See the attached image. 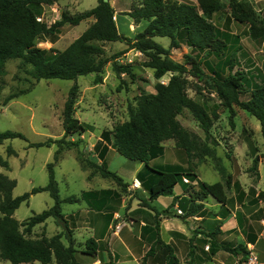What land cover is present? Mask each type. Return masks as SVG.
<instances>
[{
    "label": "trees",
    "instance_id": "obj_1",
    "mask_svg": "<svg viewBox=\"0 0 264 264\" xmlns=\"http://www.w3.org/2000/svg\"><path fill=\"white\" fill-rule=\"evenodd\" d=\"M59 0H0V76L6 74V62L9 59H21L23 63L31 65L29 71L32 78L37 81L42 79L61 78L77 80L79 76L96 73V82L102 81V72L110 58L105 56L103 42L125 41L128 48H134L148 57L147 66L154 70V76L160 79L168 72L174 73L165 83H155V92L141 90L136 97V104L129 106L128 119L115 123L112 129H106L101 134V139L95 144L94 152L101 148L97 159H89L80 152L78 160L83 170L91 169L89 178L97 173L104 178L115 181L120 189H102L83 191L82 197L89 203L92 209L104 212L102 215L109 225L115 211L122 204V192L128 190L129 182L125 181L116 171L111 170L105 161V155L109 146L114 147L126 158L144 162V167L137 174V179L147 190L148 198L143 202L155 211L156 217V241L167 251V264H179L180 260L170 244H166L159 234V216L169 214V209L159 211L151 201L161 196H173L175 186L184 179L198 180V173L189 166L169 164L166 168H158L150 165V160L164 155V142L175 139L178 147L183 148L189 158L196 155L200 159L208 155L214 157L217 169L223 179L215 183L198 180V188L190 191V201L184 217L195 215L205 206L204 200L215 198L222 205H228L230 198L226 187L229 189L234 182V176L228 172L218 157L214 148L206 142H200L196 134L185 129L179 120V115L188 109L198 120L205 133V138L212 137L211 128L214 120L219 118L217 110L210 112L207 107L192 98L188 89L190 81L188 76H194L199 81H204L217 92L231 114V122L236 114L235 105H238L255 116L261 123L264 136V81L251 86V81L244 70L233 71L235 55L229 60L220 59L212 64L208 59L202 60L194 54H185L184 61L179 62L171 58V48H179L182 44L191 47L192 50L204 52L206 56L214 55L220 58L227 50L228 43L223 37L222 30L211 20L214 12L224 9L225 4L221 0H198L197 3L183 0H140L139 4H133L127 12L134 20L147 21L145 29L131 39L122 35L117 27L115 9L111 1L98 0V4L91 9L71 13L64 10L60 19L53 23L40 17V9ZM232 16L240 22L250 23V35L254 39L264 37V25L258 20L252 3L245 0H231ZM93 18L89 27L65 49L42 48L38 46V40L45 36L55 42L62 32V28L68 24L77 26L83 20ZM155 37H169L170 47L155 40ZM121 53L113 55L117 58ZM206 64L210 72L203 67ZM114 70L121 76L126 73L132 79H136L130 64L113 63ZM195 88L196 91H199ZM249 92L247 99H242V94ZM13 93L7 97L10 100L16 97ZM79 97V85L75 83L69 91L63 109L64 135L59 139L49 138L44 142L31 143L30 146H51L57 143L58 148L54 153V161L47 164L49 170V182L45 186L34 187L30 192L19 196H13L17 180L0 172V258L11 261L13 264L30 263L40 261L43 264H80L77 259L74 229L63 212V202H77L79 197L73 195L66 198L60 196L58 181L55 176V164L62 158L64 147L78 146L80 138L76 141L68 139L75 134L81 135L86 131L87 125L75 116L76 104ZM26 138L23 133L13 130H0V146L9 138ZM9 154H16L13 147L8 148ZM264 158V153L262 154ZM98 158L102 159L101 162ZM258 159H255L257 164ZM0 163L9 167V162L0 155ZM191 163V162H190ZM148 176H143L144 173ZM238 182V181H237ZM241 188L240 183H237ZM190 187V186H189ZM194 188L191 186V189ZM49 191L54 198V204L40 213H35L26 220L20 221L14 215L23 202H28L31 194ZM242 196L245 191H241ZM177 198V197H175ZM115 199L116 207L110 205V210L105 209L109 201ZM173 202L170 207H173ZM53 218L57 225L63 226V230L48 237L45 234L37 238L29 237L36 225L46 223ZM218 228H220L218 226ZM215 232L210 231L209 236L214 237ZM68 240V245L63 238ZM98 241L89 238L86 241V255H96L99 250ZM223 249L234 252L239 249L248 252L246 245L232 247L223 244ZM156 250L153 244L146 256H150ZM109 261L100 264H116L111 252H108ZM145 256V257H146Z\"/></svg>",
    "mask_w": 264,
    "mask_h": 264
},
{
    "label": "rangeland",
    "instance_id": "obj_2",
    "mask_svg": "<svg viewBox=\"0 0 264 264\" xmlns=\"http://www.w3.org/2000/svg\"><path fill=\"white\" fill-rule=\"evenodd\" d=\"M188 1L197 3L198 0ZM221 1L225 4L224 9L214 12L211 20L222 30L223 37L228 43L226 52L220 58L214 55L206 56L204 52L192 50L190 46L182 44L179 48H171V58L183 62L185 54H194L202 60L208 59L212 64H216L220 59L222 61L229 60L235 55L233 71L244 70L251 81V86L254 87L264 81V37L254 39L250 35V23L240 22L232 16L231 0ZM245 1L252 3L258 20L264 25V1L259 3L252 0ZM132 2L133 0H117L115 3V9L118 10L115 13L118 30L122 35L131 39L143 31L147 25V21H136L124 11L130 8ZM139 2L140 0H134L135 4H139ZM97 4L98 0H80V3L70 10L67 6L61 7V9L69 10L75 14L91 9ZM56 7V3L43 6L40 9V17L50 24L53 23L54 20L58 19ZM92 19L83 20L77 26L66 24L58 36L57 43L49 41L50 38L43 36L38 40V46L46 49L63 50L75 40V36H80L88 28V23L93 22ZM155 40L167 48L170 47L171 39L169 37H155ZM102 45L105 48V56L109 57L110 61L104 67L101 82H96V73L79 76L77 80L51 78L37 81L29 73L32 68L31 65L23 63L21 59H9L6 62V74L0 76V130L18 131L26 137L6 139L0 146V155L9 162V167L0 163V172L17 180L13 196L22 195L30 192L34 187L48 184L49 170L47 164L54 161V153L58 144L52 143L51 146L39 147L30 146V144L44 142L49 138L59 139L63 137V109L70 88L75 83L79 85L75 116L84 122L88 129L81 135L75 134L68 137L74 141L80 138L79 145L64 147L61 161L55 164L54 170L59 184L60 196L62 198L73 195L80 197L83 191L96 189L99 186L120 189L115 181L104 178L99 173L96 174L97 179L89 180L88 175L91 169L83 170L78 156L80 152H83L85 157L97 159L94 150H92L96 138L101 136L104 130L112 129L115 123L128 119L129 106L136 104V97L142 89L147 92H155V83L158 81L168 82L174 73L168 72L160 79L155 78L154 70L147 66L148 57L137 49L128 48L125 41L103 42ZM117 53L121 54L114 59L113 55ZM114 61L120 64H130L136 79H132L126 73L119 76L114 70ZM203 67L206 72H210L206 64H203ZM188 78L191 87L188 89L189 95L204 104L210 112L217 110L219 118L214 120L211 128L212 137L209 139L205 138V133L198 120L188 109L179 115V120L185 129L200 138V142H206L209 147L215 149L216 156L227 167L228 172L233 174L234 182L236 181V184H233L230 189L226 187L227 195L230 198L228 205H222L212 197L204 200L205 205L213 212L212 217L207 218L209 228L215 229L217 223L221 221L219 220L221 217L227 222L239 220L241 222L240 230L228 238L220 236V239H232L234 245H238L246 244L252 235H256L259 241L254 244L255 250L260 258H264V158L262 157L264 136L261 123L248 111L235 105L236 114L232 119L234 122L232 124L230 111L222 105L217 92L194 76H188ZM198 86L200 87L199 91H196L195 88ZM13 93L17 96L7 100V97ZM249 95V92L243 93L242 99H247ZM164 145V155L151 159L150 165L158 168H166L169 164L181 165L184 168L192 166L198 173V180L201 179L208 183L224 181L217 169L216 161L211 155L203 159L196 155L189 158L187 152L177 146L175 139L166 140ZM10 146L15 149L16 154H9L8 148ZM256 158L258 159L257 164L255 163ZM106 160L109 168L116 171L130 185L127 191L122 192V204L118 212L115 213L116 217L112 222V229H110L106 240H100L96 255L82 253L83 250H86L88 238H100L97 231L93 235V230L88 227L91 225L86 222L91 219L92 214L83 211L81 212L82 215L79 216L80 219L76 218L77 224L73 225V228L77 259L80 264H100L101 261L105 263L109 261L108 252H111L114 259L120 257L119 264H142L143 255L152 244V240L146 241L141 237L142 220L149 218L153 223L154 217L145 208L146 204L143 202L144 199L148 198L147 190L142 185L140 188H131V184L137 175L136 170H138L139 165L145 166L144 162L126 158L116 149L110 152ZM148 173H144L143 176L147 177ZM198 180L194 182L190 180L185 184L190 186V190L197 189ZM237 181L241 188L237 186ZM182 185V182L178 183L176 185L177 190ZM191 186L194 188L191 189ZM244 189L249 192L247 197V192L242 196L241 191ZM168 197L170 196H161L159 201H164L162 204L165 205ZM54 202L49 191L31 194L28 202H23L14 216L20 221L26 220L33 214L50 208ZM159 203H157L158 206H160ZM80 204L81 202H63V210L66 216L77 212ZM170 213L173 215V212ZM68 220L70 223L72 222L71 218ZM96 220L97 226L98 224L101 226L103 220L101 218H96ZM173 223L178 224L180 222ZM63 229V226L57 225L53 218H49L46 223L36 225L29 237L37 238L43 234L50 237ZM117 232H120L121 236L127 240L131 252L124 249L125 246L118 237H116L118 242L117 240L114 241L113 235L117 236ZM63 241L68 245V240L65 237ZM249 247L248 243L247 249ZM201 249H205V245L202 243L198 255L205 257V253ZM188 252V245H183L180 249L182 255L178 254V256L191 258ZM208 253L210 255L212 249ZM221 253L225 255L224 258L234 256L225 250H222ZM246 256L247 254L244 252L237 255L238 260L233 261L234 264H239ZM193 258L197 259L196 257ZM146 263L161 264L162 260L150 256ZM0 264L13 263L0 258ZM20 264L43 263L34 261ZM52 264H56V262L54 261ZM202 264H213V262L206 261Z\"/></svg>",
    "mask_w": 264,
    "mask_h": 264
},
{
    "label": "crops",
    "instance_id": "obj_3",
    "mask_svg": "<svg viewBox=\"0 0 264 264\" xmlns=\"http://www.w3.org/2000/svg\"><path fill=\"white\" fill-rule=\"evenodd\" d=\"M110 1H111L112 6L115 9V3H117V0H110ZM252 1L259 3V2H263L264 0H252ZM79 3H80V0H59L58 2H56V5H57L56 11H58L57 18L60 19L61 13L65 10V9L62 10L61 7L67 6L68 9L70 10V8L75 7ZM133 4H134V0L131 4L130 8H128L124 11L125 12L130 11ZM115 11L117 12L118 10L115 9ZM120 11H123V10H120ZM92 20L94 21V19H92ZM54 21H56V20H54ZM88 25H90V24L88 23ZM77 37H79V36H75L74 39H76ZM49 41H51V40L49 39ZM165 83H167V82H165ZM100 139H101V136H98V138H96V140L93 143L92 150H94L95 144ZM102 147H103V144H102L101 148L97 151V153L94 152V155L96 157H98V153L101 152ZM113 149H115V148L110 145L109 150L105 155V161L106 162H107L106 159H107L108 155L110 154V152ZM98 161L101 162L102 159L98 158ZM107 165H108V163H107ZM108 167H109V165H108ZM143 167H144L143 164L139 165L140 170H142ZM139 168H138V170H136L137 174L140 171ZM135 178H137V175ZM88 179L93 180V179H97V178H96V176H94L93 178L90 179L89 175H88ZM184 182H185V180H184ZM131 186H132V184H131ZM102 189H114L115 190L117 188L116 187L111 188V187H100L99 186V188L90 189V190H102ZM190 191L191 190H190L189 185L183 183V185L180 187L179 190H177V186H175L174 195L168 197L169 199L167 200V202H165V205L162 204V202H164V201H159L160 197L157 200L151 201V204L154 205L159 211H162L164 209L169 208V211L173 212V215L169 212V214H162L159 216V222H160L159 234H160L162 240L166 244H170L174 248L177 256H178V254H181L180 253L181 246L188 245V247H189L188 253H189L191 258H187V256L181 257V255H182L181 254L180 256H178V258L180 260L179 264H196V263L202 264L206 261H211V262H213V264H234V262H236L238 260L237 255L241 254L242 252H244L248 256L250 247L253 246L255 249L254 244H256L259 241V239L256 235H252L246 244H242V245H246V247H247V244L249 243L250 247L247 249L248 252L243 251V249H239V250H236L234 252H231L232 254H230V255L231 256L234 255V256L228 257V258H224L225 255H222V253H221L222 250L224 251V249L222 247L223 244H229V245H232V247H236V246L241 245V244L234 245L232 239H229V240L220 239V236H222V238H228L229 236H232L233 234H235L237 230H240L241 222L239 220L238 221L237 220H235V221L230 220V221H228L229 222L228 223L227 221L223 220L222 217L221 218L219 217L220 218L219 220H221V221H219L217 223V227L212 230V228H209V225H208L209 221L207 218L212 217L213 212L206 205L202 209L204 211L203 213L198 212L195 215L184 217L185 213L187 212L189 205L191 204ZM244 191H245V189H244ZM245 192H247V191H245ZM248 195H249V192H247L246 197ZM175 197H177V198H175ZM77 202H81L80 207L77 209V212H73L72 214H70L68 216L72 220V222H71L72 227H73V225L77 224L76 218L80 219L79 216L82 215L81 212L84 211L87 214L88 213L92 214L91 219H89L86 222L92 226V227L91 226H88V227L93 230L92 231L93 235H94V232L97 231L98 236L100 238L96 239V240L100 244V240L101 239L106 240V237L110 232V229H112V226H113L112 222H113L114 218L116 217L115 213H117L118 211H115L114 216L112 218V221L108 225L107 219L102 215L104 212H98L97 210L92 209L91 206L89 205V203L82 197V194L80 195L79 201H77ZM158 202H160L159 203L160 206H158V204H157ZM173 202H175V205L173 207H170V205ZM111 204L113 205L114 208L116 207L115 199H113L112 202L110 200L108 205H107V208H105V209L110 210ZM62 207H63V205H62ZM145 208H147V210H149L150 214L154 217V222L151 223L149 218H145L142 220L141 229H140L141 237L143 239H145L146 241L152 240L151 246L153 244L156 246V250L150 256H152V257L155 256V257H158L159 259H161L162 260L161 264H167V260H166L167 251L164 247H162L161 244L158 245L157 241H156L155 211L152 210L151 208H149L147 205ZM178 210H182L183 214L178 213ZM63 212H64V210H63ZM77 215H78V217H76ZM96 218H101L103 220V222L101 223V226H100V224H98V226H97ZM250 218H251V215H250ZM95 221H96V223H95ZM171 221L177 222V223L180 222V223L174 224ZM81 222H83V220ZM170 224H172V225L170 226ZM76 226H78V225H76ZM218 226L220 228H218ZM210 231H213L216 233L214 237L209 236ZM116 235L117 236L113 235V238H115L114 241L117 240V242H118V238H119L121 240L123 246H125L124 249L128 252H131V249L128 246L127 240L121 236L120 232H117ZM116 237H118V238H116ZM90 238H94V237H90ZM201 243L205 245V249H201V251L203 253H205V257H203L202 255H198V250L200 249ZM151 246H150V248H151ZM150 248L148 249V251L150 250ZM210 249H212V253L209 255L208 252ZM147 252L143 255V259L141 261L142 264H148L146 262H148V259L150 256H146ZM228 252H230V251H228ZM247 256H246V258H247ZM193 257H196L197 259H194ZM246 258L243 261H241L239 264H242L246 260ZM260 259H261V261L264 262V258H260ZM119 260H120V257L118 259H115L116 264H119ZM138 262L140 263V261H138Z\"/></svg>",
    "mask_w": 264,
    "mask_h": 264
},
{
    "label": "built area",
    "instance_id": "obj_4",
    "mask_svg": "<svg viewBox=\"0 0 264 264\" xmlns=\"http://www.w3.org/2000/svg\"><path fill=\"white\" fill-rule=\"evenodd\" d=\"M38 20H42V18L39 17ZM184 180H185V182H189V180L187 178H185ZM131 187L134 189L140 188L141 182L137 178H135ZM178 213L183 214V211L178 210ZM242 264H264V262L261 261L258 253L255 251L254 247L252 246L249 249V253H248L246 260Z\"/></svg>",
    "mask_w": 264,
    "mask_h": 264
},
{
    "label": "water",
    "instance_id": "obj_5",
    "mask_svg": "<svg viewBox=\"0 0 264 264\" xmlns=\"http://www.w3.org/2000/svg\"><path fill=\"white\" fill-rule=\"evenodd\" d=\"M105 1H108V0H105Z\"/></svg>",
    "mask_w": 264,
    "mask_h": 264
}]
</instances>
